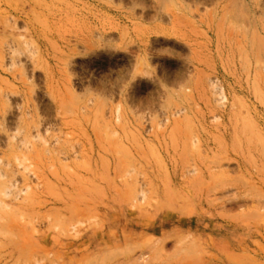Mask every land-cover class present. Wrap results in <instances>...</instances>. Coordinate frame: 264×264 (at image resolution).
<instances>
[{
  "label": "rangeland",
  "instance_id": "rangeland-1",
  "mask_svg": "<svg viewBox=\"0 0 264 264\" xmlns=\"http://www.w3.org/2000/svg\"><path fill=\"white\" fill-rule=\"evenodd\" d=\"M0 264H264V0H0Z\"/></svg>",
  "mask_w": 264,
  "mask_h": 264
}]
</instances>
